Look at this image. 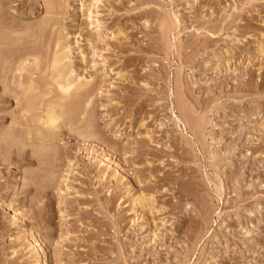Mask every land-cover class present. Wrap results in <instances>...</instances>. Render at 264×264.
<instances>
[{
    "label": "rangeland",
    "instance_id": "rangeland-1",
    "mask_svg": "<svg viewBox=\"0 0 264 264\" xmlns=\"http://www.w3.org/2000/svg\"><path fill=\"white\" fill-rule=\"evenodd\" d=\"M0 264H264V0H0Z\"/></svg>",
    "mask_w": 264,
    "mask_h": 264
},
{
    "label": "bare ground",
    "instance_id": "bare-ground-1",
    "mask_svg": "<svg viewBox=\"0 0 264 264\" xmlns=\"http://www.w3.org/2000/svg\"><path fill=\"white\" fill-rule=\"evenodd\" d=\"M63 47V46H62ZM62 47H60L61 48V51L60 50H58V53L56 54V56H54L55 58H54V67L55 68H58L59 66V68H61V66H62V68L61 69H57L56 71H57V75H56V80H55V83H56V85H57V87H58V90H59V93H60V99H62L63 100V102L64 101H66V100H68V99H70V96H71V91L73 90L74 92H75V90H80L79 88H81V85H80V82L77 80V81H71L72 79H70V77H69V75L71 74L70 72H68V70L66 69V64H65V61L67 60V54H68V47L67 46H64L63 48ZM60 54V55H59ZM52 65V64H51ZM36 67V66H35ZM54 67H53V69H54ZM33 68V67H32ZM24 69V68H23ZM37 69V68H36ZM26 70V69H25ZM28 70V69H27ZM59 71V72H58ZM55 74H56V72H55ZM55 74H54V76H55ZM45 78V77H44ZM55 78V77H54ZM51 80V79H50ZM52 81V80H51ZM78 82H79V85H78ZM53 83V82H52ZM32 88V87H31ZM74 88V89H73ZM57 89V88H56ZM29 90V89H28ZM28 90H27V92H28ZM30 90H32V89H30ZM32 92V91H31ZM73 92V93H74ZM76 92H78V91H76ZM83 93V92H82ZM88 93V92H87ZM29 94V93H28ZM32 94V93H31ZM76 94V93H75ZM27 95V94H26ZM81 95V94H80ZM30 96V95H29ZM28 96V97H29ZM86 96V95H85ZM31 98V97H30ZM36 98V97H35ZM37 99V98H36ZM28 100L30 101V99L28 98ZM32 100V99H31ZM33 100H35V99H33ZM76 100V99H75ZM31 103H35V102H32L31 101ZM73 103V102H72ZM27 104V103H26ZM29 104H30V102H29ZM36 104V103H35ZM38 104V103H37ZM71 104V103H70ZM69 104V105H70ZM68 105V104H67ZM68 105V106H69ZM33 107H34V105H32ZM85 106H86V104H85ZM26 107H27V105H26ZM50 108H51V106H49ZM50 108H47V113H46V116L48 115V117H49V119H47V118H45L44 117V119H45V121L47 122V120H49L50 121V123H49V126H52V124H54L55 122H56V117H54L53 116V114L52 113H54V112H51V110H50ZM28 109H31V108H28ZM32 109H35V107L34 108H32ZM46 109V108H45ZM48 109H49V111H48ZM70 109V108H69ZM46 111V110H45ZM52 111H54V110H52ZM56 111V110H55ZM28 114V113H27ZM55 114H56V112H55ZM47 119V120H46ZM40 120V119H39ZM44 123V122H43ZM46 124H48V123H46ZM43 125H45V124H43ZM49 126L47 125L46 127H48L49 128ZM52 128V127H51Z\"/></svg>",
    "mask_w": 264,
    "mask_h": 264
}]
</instances>
